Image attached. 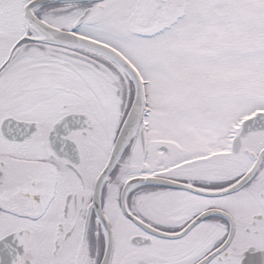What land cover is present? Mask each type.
Returning <instances> with one entry per match:
<instances>
[{"label":"snow or ice","instance_id":"6c2138e0","mask_svg":"<svg viewBox=\"0 0 264 264\" xmlns=\"http://www.w3.org/2000/svg\"><path fill=\"white\" fill-rule=\"evenodd\" d=\"M0 264H264V0H0Z\"/></svg>","mask_w":264,"mask_h":264}]
</instances>
